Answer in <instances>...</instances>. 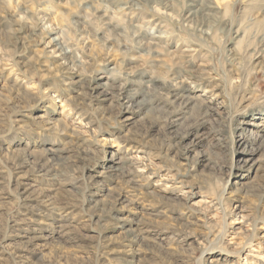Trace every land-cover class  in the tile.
Listing matches in <instances>:
<instances>
[{
	"label": "rangeland",
	"instance_id": "374dc122",
	"mask_svg": "<svg viewBox=\"0 0 264 264\" xmlns=\"http://www.w3.org/2000/svg\"><path fill=\"white\" fill-rule=\"evenodd\" d=\"M0 264H264V0H0Z\"/></svg>",
	"mask_w": 264,
	"mask_h": 264
},
{
	"label": "bare ground",
	"instance_id": "6f19581e",
	"mask_svg": "<svg viewBox=\"0 0 264 264\" xmlns=\"http://www.w3.org/2000/svg\"><path fill=\"white\" fill-rule=\"evenodd\" d=\"M57 44H58V43H57ZM63 57H65V56H63ZM66 58H67V57H66ZM66 58H65V59H66ZM122 91H123V90H122ZM119 93H120V92H119ZM119 96H120V95H119ZM50 160H51V159H50ZM40 162H41V161H40ZM126 168H127V167H126ZM44 169H45V168H44ZM40 172H41V171H40ZM123 172H124V171H123ZM123 172H122V173H123ZM131 174H132V173H131ZM131 174H130V175H131ZM123 175H125V174L123 173ZM129 179H130V178H129Z\"/></svg>",
	"mask_w": 264,
	"mask_h": 264
}]
</instances>
